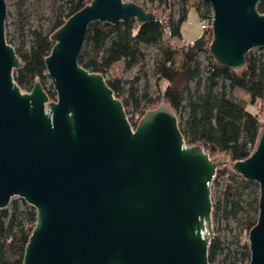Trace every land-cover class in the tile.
<instances>
[{
    "label": "water",
    "instance_id": "water-1",
    "mask_svg": "<svg viewBox=\"0 0 264 264\" xmlns=\"http://www.w3.org/2000/svg\"><path fill=\"white\" fill-rule=\"evenodd\" d=\"M212 8L210 53L234 70L264 47L260 0H205ZM132 0H91L53 34L45 59L56 99L36 81L25 91L5 32L0 0V209L13 196L35 207L37 221L23 264H211L212 183L231 165L259 186L250 264H264V121L242 160L214 159L188 144L178 117L161 100L137 125L106 76L79 62L95 21H154L164 15Z\"/></svg>",
    "mask_w": 264,
    "mask_h": 264
},
{
    "label": "trees",
    "instance_id": "trees-1",
    "mask_svg": "<svg viewBox=\"0 0 264 264\" xmlns=\"http://www.w3.org/2000/svg\"><path fill=\"white\" fill-rule=\"evenodd\" d=\"M90 1L69 0V11L65 16L60 14L49 31L36 28L28 45L15 47L21 66L15 69L14 77L22 89L31 90L34 83L40 81L49 99H56L54 87L47 88L45 84L48 77L45 59L54 46L52 34ZM132 1L143 5L146 10L159 7L161 10L164 5V0H160L158 6L154 4L155 0ZM192 7L201 20H209V28H202V34L188 43L177 45V40L182 37V24ZM258 10L264 13V0L259 1ZM162 17L172 30L170 36L165 34V23L161 19L140 23L135 18H128L117 24L91 23L79 54L80 64L106 76L119 62L130 69L144 59L146 48L156 46L152 83L147 82L141 90L139 74L128 80L114 74L107 78L111 90L123 100L125 107L133 104L138 111L153 108L164 100L177 117L186 100L187 114L179 126L188 144L204 146L211 157L219 153L231 161L247 158L256 147L264 121V52L249 51L240 70L220 65L209 50L213 33L212 8L208 1L170 0V6ZM203 51H208L206 66L199 59ZM162 80L167 81L164 90L160 86ZM192 81L196 83L195 88L190 85ZM235 89H241L243 95L237 98L232 94ZM143 102L146 106L141 108ZM217 171L228 173L229 182L221 192L223 203L213 205V212L222 209L224 217L229 218L242 210L247 211V216L240 223L239 250L225 264H250L248 236L257 222L259 195L254 194L250 200L245 198L246 189L253 185V181L239 174L231 165L220 166ZM255 186L259 188L257 184ZM36 221L35 207L29 206L22 198L13 201L10 210L0 209V264H23L25 247ZM221 249V241L217 237L212 238L209 247L211 264Z\"/></svg>",
    "mask_w": 264,
    "mask_h": 264
},
{
    "label": "rangeland",
    "instance_id": "rangeland-1",
    "mask_svg": "<svg viewBox=\"0 0 264 264\" xmlns=\"http://www.w3.org/2000/svg\"><path fill=\"white\" fill-rule=\"evenodd\" d=\"M199 1V0H198ZM7 4V18L5 24L6 38L14 47L22 46L23 44L28 45L32 39V31L36 28H40L44 31H49L55 22L56 18L62 14L65 16L69 11V0H6ZM178 11V6H176ZM176 11L175 18L178 16ZM182 37L177 40V45H183L185 42H189L194 38L199 37L203 29L201 27V19L197 10L192 7L188 12L187 20L182 24L181 27ZM253 53L264 52V47H255L250 50ZM157 52V47L150 45L146 48V55L144 59L138 64L134 65L130 69L124 68L121 62L116 63L106 78H110L114 74L121 75L124 79H131L135 75L139 74L141 80L139 81V88L143 90L147 82L152 83V73L154 70V60ZM199 59L201 60L203 66H206L208 62V51H203L199 54ZM147 71V73H144ZM207 73L204 74V77ZM47 88H50L52 84L49 77L45 80ZM192 88H195V81L190 83ZM160 86L164 90L167 86V81H160ZM25 91H29L23 89ZM232 94L237 98L243 95L241 89H235ZM186 100L183 103V107L180 110L178 116L179 125L182 119L187 114ZM146 106V103L141 104V108ZM128 116L134 115L138 111L133 104H129L126 107ZM140 110V108H139ZM214 159L224 157L229 159L226 155L213 154ZM227 166V165H224ZM227 173H218L217 177L212 183V200L213 205L218 203H223V198L221 192L226 188L229 178ZM255 184L257 182L253 181V185L246 189L245 198L247 200L252 199L256 194L259 195V188H256ZM258 185V184H257ZM19 196H13L9 205L6 209H11V204L15 200L20 201ZM29 206H32L28 204ZM247 216V211L242 210L237 216H230L229 218L224 217L223 210H216L212 213V228L213 235L212 238L217 237L222 243V249L218 252L215 260L212 264H225L229 262L233 257L236 250H239L237 239L240 236V223Z\"/></svg>",
    "mask_w": 264,
    "mask_h": 264
},
{
    "label": "built area",
    "instance_id": "built-area-1",
    "mask_svg": "<svg viewBox=\"0 0 264 264\" xmlns=\"http://www.w3.org/2000/svg\"><path fill=\"white\" fill-rule=\"evenodd\" d=\"M154 4L158 6L160 4V0H155ZM159 10H160V7L157 8V9L155 8V10H153V11L154 12L158 11V14H159ZM159 19H161L162 22L165 23V27H164L165 34L170 36L172 34V30H171L170 26H168V24H166L167 20L164 19L162 16H160ZM201 27L203 29H205V30H208V28H209V20L202 19L201 20ZM174 41H175V39H174ZM147 109H145L144 111H137L136 113H134V115L131 114L130 116H128V118H129V120H130V122L132 123L133 126L138 124V122L141 120L142 116L145 114ZM217 175H218V171H217L215 177H217Z\"/></svg>",
    "mask_w": 264,
    "mask_h": 264
},
{
    "label": "crops",
    "instance_id": "crops-1",
    "mask_svg": "<svg viewBox=\"0 0 264 264\" xmlns=\"http://www.w3.org/2000/svg\"><path fill=\"white\" fill-rule=\"evenodd\" d=\"M180 39V38H179ZM185 43H188V42H185Z\"/></svg>",
    "mask_w": 264,
    "mask_h": 264
}]
</instances>
